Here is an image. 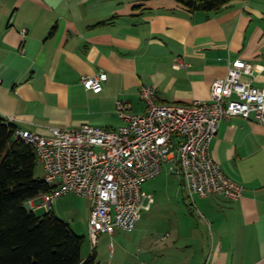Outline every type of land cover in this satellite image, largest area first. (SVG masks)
Wrapping results in <instances>:
<instances>
[{
    "label": "crops",
    "instance_id": "1",
    "mask_svg": "<svg viewBox=\"0 0 264 264\" xmlns=\"http://www.w3.org/2000/svg\"><path fill=\"white\" fill-rule=\"evenodd\" d=\"M238 58L254 70L244 80L264 88V0L207 13L176 0H0V114L24 130L118 129V100L147 111L144 85L160 104L208 100ZM101 72L103 91L87 90L83 77ZM210 153L243 196H195L200 218L172 220L161 239L147 231L140 254L112 244L105 264H264V124L223 120Z\"/></svg>",
    "mask_w": 264,
    "mask_h": 264
},
{
    "label": "built area",
    "instance_id": "2",
    "mask_svg": "<svg viewBox=\"0 0 264 264\" xmlns=\"http://www.w3.org/2000/svg\"><path fill=\"white\" fill-rule=\"evenodd\" d=\"M245 75L254 76L251 65L240 58L232 61L227 76L213 83L209 99L189 104L157 103L154 86L144 85L141 97L147 111L131 113V106L118 100V114L125 120L118 129L89 123L74 129L53 126L48 134L18 129L17 136L35 147L42 179L53 187L41 196V206L51 210L68 193L90 199L94 251L101 235L135 230L142 211L153 202L142 185L159 176L165 165L178 175L191 201L195 196L240 199L244 185L224 172L210 144L223 120L240 116L264 124V88L244 80ZM107 78L101 72L84 76L82 82L100 93Z\"/></svg>",
    "mask_w": 264,
    "mask_h": 264
},
{
    "label": "trees",
    "instance_id": "3",
    "mask_svg": "<svg viewBox=\"0 0 264 264\" xmlns=\"http://www.w3.org/2000/svg\"><path fill=\"white\" fill-rule=\"evenodd\" d=\"M176 1L192 13H207L238 0ZM18 129L0 114V264H95V250L83 258L85 237L70 223L52 210L39 214L29 207L53 187L36 175L37 152Z\"/></svg>",
    "mask_w": 264,
    "mask_h": 264
},
{
    "label": "rangeland",
    "instance_id": "4",
    "mask_svg": "<svg viewBox=\"0 0 264 264\" xmlns=\"http://www.w3.org/2000/svg\"><path fill=\"white\" fill-rule=\"evenodd\" d=\"M36 175L43 177L44 169L41 165H38ZM142 187L144 192L153 194L151 208L142 211L135 231L128 232L118 229L114 236L107 233L101 235L95 250L99 255L97 262L104 259L105 264L110 261L113 247L119 251L121 250L120 246H122V249H128L131 253L140 254L147 248V239L144 238L147 231L155 235L156 239H161L160 237H163L170 230L171 223L174 222L172 220L198 219L203 215L197 211L199 199L195 198L196 202L194 203L187 197L180 178L178 175L170 173L166 165L159 176L146 181ZM33 204L36 205L35 202ZM91 207L92 201L90 199L68 193L57 198L51 209L63 220L72 224L78 234L85 237V243L82 247V256L85 259L93 251L89 236ZM47 211L49 210L42 205V209L37 212L43 214ZM118 261V258L115 259L114 264H118Z\"/></svg>",
    "mask_w": 264,
    "mask_h": 264
}]
</instances>
